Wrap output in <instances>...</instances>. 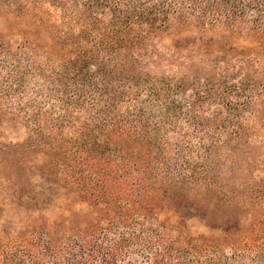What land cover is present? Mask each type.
<instances>
[{
  "label": "trees",
  "instance_id": "1",
  "mask_svg": "<svg viewBox=\"0 0 264 264\" xmlns=\"http://www.w3.org/2000/svg\"><path fill=\"white\" fill-rule=\"evenodd\" d=\"M0 264H264V0H0Z\"/></svg>",
  "mask_w": 264,
  "mask_h": 264
}]
</instances>
